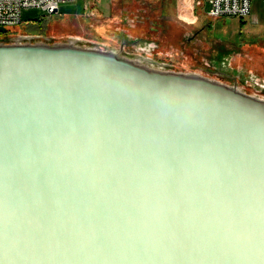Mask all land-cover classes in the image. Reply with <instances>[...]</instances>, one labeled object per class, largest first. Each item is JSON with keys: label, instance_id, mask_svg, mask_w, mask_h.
<instances>
[{"label": "water", "instance_id": "water-1", "mask_svg": "<svg viewBox=\"0 0 264 264\" xmlns=\"http://www.w3.org/2000/svg\"><path fill=\"white\" fill-rule=\"evenodd\" d=\"M123 48L0 39V264H264V97Z\"/></svg>", "mask_w": 264, "mask_h": 264}, {"label": "rangeland", "instance_id": "rangeland-1", "mask_svg": "<svg viewBox=\"0 0 264 264\" xmlns=\"http://www.w3.org/2000/svg\"><path fill=\"white\" fill-rule=\"evenodd\" d=\"M91 2H62L52 14L24 8L22 22L0 32V39L35 34L51 42L75 36L106 48L124 43L126 54L146 55L166 68L197 72L264 97V53L229 51L241 48L246 38L239 34L238 17L212 18L209 5L198 7L194 0H100L93 13Z\"/></svg>", "mask_w": 264, "mask_h": 264}, {"label": "built area", "instance_id": "built-area-1", "mask_svg": "<svg viewBox=\"0 0 264 264\" xmlns=\"http://www.w3.org/2000/svg\"><path fill=\"white\" fill-rule=\"evenodd\" d=\"M66 1L70 0H0V26L7 28L19 25L24 8L36 7L46 14H52L58 11L60 3ZM98 1L92 0L91 13ZM195 3L199 6L208 4V15L212 18L245 17L251 12V0H196Z\"/></svg>", "mask_w": 264, "mask_h": 264}, {"label": "crops", "instance_id": "crops-1", "mask_svg": "<svg viewBox=\"0 0 264 264\" xmlns=\"http://www.w3.org/2000/svg\"><path fill=\"white\" fill-rule=\"evenodd\" d=\"M195 1L196 0H194V3ZM197 6L204 7L206 5ZM183 18L186 20L190 19V17L185 15H183ZM238 18L240 20L239 34H244L246 38L244 40L242 39L240 44L241 48L231 46L229 47V51H233L232 48L236 50H247L248 48H251L264 53V0H251L250 14L245 17ZM247 24H249V26Z\"/></svg>", "mask_w": 264, "mask_h": 264}]
</instances>
